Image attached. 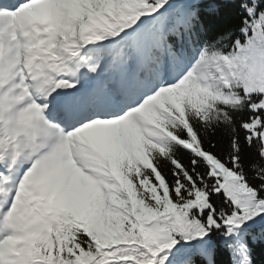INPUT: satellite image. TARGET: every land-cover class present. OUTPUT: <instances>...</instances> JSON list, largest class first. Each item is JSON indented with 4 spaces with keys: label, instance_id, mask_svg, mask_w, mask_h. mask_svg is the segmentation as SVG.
<instances>
[{
    "label": "snow or ice",
    "instance_id": "obj_1",
    "mask_svg": "<svg viewBox=\"0 0 264 264\" xmlns=\"http://www.w3.org/2000/svg\"><path fill=\"white\" fill-rule=\"evenodd\" d=\"M199 8L0 0V264H254L264 0L207 42Z\"/></svg>",
    "mask_w": 264,
    "mask_h": 264
},
{
    "label": "trees",
    "instance_id": "obj_2",
    "mask_svg": "<svg viewBox=\"0 0 264 264\" xmlns=\"http://www.w3.org/2000/svg\"><path fill=\"white\" fill-rule=\"evenodd\" d=\"M240 2L241 0H200L198 32L205 35L206 42L216 38L227 26H239L243 15ZM216 139L220 141L219 150H226L227 141L223 135L218 133ZM250 244L254 264H264V242L250 241ZM216 264H232V255L222 244L216 255Z\"/></svg>",
    "mask_w": 264,
    "mask_h": 264
}]
</instances>
